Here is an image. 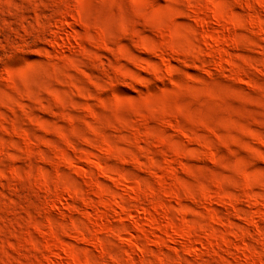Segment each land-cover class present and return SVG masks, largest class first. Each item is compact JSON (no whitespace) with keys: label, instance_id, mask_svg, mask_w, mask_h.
<instances>
[{"label":"rangeland","instance_id":"rangeland-1","mask_svg":"<svg viewBox=\"0 0 264 264\" xmlns=\"http://www.w3.org/2000/svg\"><path fill=\"white\" fill-rule=\"evenodd\" d=\"M0 264H264V0H0Z\"/></svg>","mask_w":264,"mask_h":264},{"label":"bare ground","instance_id":"bare-ground-1","mask_svg":"<svg viewBox=\"0 0 264 264\" xmlns=\"http://www.w3.org/2000/svg\"><path fill=\"white\" fill-rule=\"evenodd\" d=\"M215 39H216V41L219 42V43L223 41L222 38H220V37H216ZM148 213H149V215H150V220H151V222H152V223L155 222V216H154V215H151L150 212H148ZM149 215H148V216H149ZM157 229H159V228H157ZM160 229H161V228H160ZM163 230H164V229H163ZM173 231H174V230H173ZM174 232H175V233H178V234L180 233L177 229H176ZM189 238H190V236H189ZM187 240H188V239H187ZM189 242H190V241H189Z\"/></svg>","mask_w":264,"mask_h":264}]
</instances>
